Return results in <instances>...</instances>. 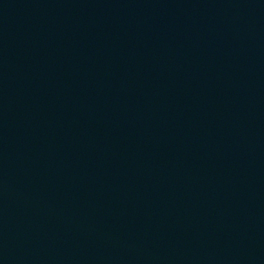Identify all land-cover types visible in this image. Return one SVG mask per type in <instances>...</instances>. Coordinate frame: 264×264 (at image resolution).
Segmentation results:
<instances>
[{
	"label": "water",
	"instance_id": "water-1",
	"mask_svg": "<svg viewBox=\"0 0 264 264\" xmlns=\"http://www.w3.org/2000/svg\"><path fill=\"white\" fill-rule=\"evenodd\" d=\"M0 264H264V0H0Z\"/></svg>",
	"mask_w": 264,
	"mask_h": 264
}]
</instances>
